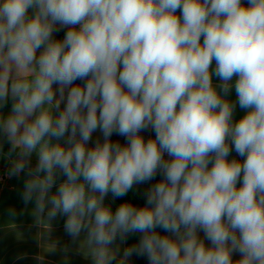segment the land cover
Instances as JSON below:
<instances>
[{
  "label": "clouds",
  "instance_id": "obj_1",
  "mask_svg": "<svg viewBox=\"0 0 264 264\" xmlns=\"http://www.w3.org/2000/svg\"><path fill=\"white\" fill-rule=\"evenodd\" d=\"M56 24L69 28L62 41L51 39ZM213 60L225 95L237 78L248 111L236 123L235 105L212 84ZM89 76L54 118L53 84L62 99ZM9 95L0 131L21 157L9 175L38 153L24 203L35 196L38 221L46 202L48 220L67 215L73 238L86 230L82 248L94 264L115 260L109 246L130 232L143 236L124 257L147 255L150 264H264V0H0V108ZM69 125L71 147L50 143ZM149 126L155 138L145 142L139 133ZM97 129L104 142L89 149ZM113 132L128 144L110 142ZM229 142L242 163L227 159ZM56 169L67 179L49 195ZM158 169L164 180L146 194L148 206H105L109 192L122 197Z\"/></svg>",
  "mask_w": 264,
  "mask_h": 264
},
{
  "label": "crops",
  "instance_id": "obj_2",
  "mask_svg": "<svg viewBox=\"0 0 264 264\" xmlns=\"http://www.w3.org/2000/svg\"><path fill=\"white\" fill-rule=\"evenodd\" d=\"M29 15H34L32 9L29 10ZM55 30L67 29L68 27L60 24L54 25ZM79 28V25L77 26ZM203 37H201V43ZM43 51V48L37 50V55ZM215 61L213 60L210 72L212 73V84L216 91L230 103L234 104V111L232 121L238 122L246 113L247 109H242L238 103V97L235 91L236 77H233L230 81V91L225 95L220 85L223 83L219 77L215 75ZM67 100L66 95L63 96ZM14 103L13 98L9 95L6 103L0 108V116L6 118L12 109ZM39 111V110H38ZM52 115L54 118H58L60 115L57 108L52 109ZM35 116L30 119H34ZM147 132L149 139L155 138L154 129L149 126L147 129L142 130L139 135L143 137L147 142ZM79 134V131H77ZM1 135L7 136L0 131ZM71 135L70 128L65 135L59 139L53 137L50 143H59L61 146L68 144L69 137ZM8 140V138H7ZM110 142L119 143L121 146L128 144V138L121 136L116 132L109 137ZM97 141L103 143V133L97 129L87 142L89 149L94 148ZM230 154L227 157L229 161L236 159L243 162L246 157H241L235 151L234 145L229 142ZM164 157H169L165 152ZM33 161L38 163L39 157L36 151H33L30 157ZM172 159V157H170ZM15 159L11 158L7 154L0 153V175L4 172L8 174L5 181L0 180V264H94L92 257L87 256L86 248H82V242L86 239L87 231L82 230L81 234L73 238L65 230V222L67 215L58 214L54 219L48 220L47 211L51 208V205L46 202V208L44 214L39 218L34 215L36 202L35 196L32 201L27 204L22 199V193L25 190V182L30 178L28 168H25L18 176H10V169L12 168ZM211 163L209 164V168ZM63 183V182H62ZM61 183H56L50 190L49 195L54 194ZM242 185V174L237 182V187ZM87 187V186H86ZM105 206L111 208L115 213L116 209L120 206L112 196L107 194L104 199ZM11 211L15 212V215H11ZM197 237L203 241L206 247H212L211 241H209L204 231L201 228H197ZM176 237L174 236V239ZM116 251V259L126 261L124 252L126 248V235L124 239L118 235L115 242L109 246ZM241 254L238 251L232 253V259H241Z\"/></svg>",
  "mask_w": 264,
  "mask_h": 264
},
{
  "label": "trees",
  "instance_id": "obj_3",
  "mask_svg": "<svg viewBox=\"0 0 264 264\" xmlns=\"http://www.w3.org/2000/svg\"><path fill=\"white\" fill-rule=\"evenodd\" d=\"M244 2L246 3V0H244ZM177 15L181 16V18H182V14H181L180 9L177 10ZM68 30H69V28L53 31L51 39L54 41H62ZM88 79H90V76L86 77L84 79H78V80L74 81L72 85L66 86L64 88L63 96L66 95V98H67L68 93L72 87H74V86L83 87L87 83ZM59 89H60V85L58 83H54L53 84L54 101L60 100V106L58 108V111H59V113H61V112H63V110L67 106V100L64 98L61 99ZM84 111L86 112V109ZM69 128L71 130V125H69ZM79 139H80V137H79V134L77 133L76 140H79ZM148 139H149V137H148V132H147V140ZM64 147L67 149V148L71 147V145L68 143ZM11 148H12V145L9 142V140H7V138L4 135L0 134V153L7 154L11 158L15 159V157L20 153V149H16L15 151H11ZM164 159L170 160L171 158L170 157H164ZM55 172H56V175H55L54 184L62 183L67 179V177L63 174V172L60 169H56ZM40 175H44V173H41ZM162 180H164V176L162 174V171L158 169L157 173L153 177V179L148 180L144 183L134 184L132 189H130L126 195H124L122 197L114 198L111 192H109L108 194L110 196H112L114 198V200L119 205H121L123 203H128V204H130L136 208H142V207L148 206L146 194L150 191V189L155 184L161 182ZM155 231L162 236L167 235V236L174 239V234L167 232L163 228L157 227L155 229ZM142 236H143V233H140V232L127 233L126 234V248L128 249L130 247H135L136 245H138ZM110 264H121V260L115 259V260L111 261ZM123 264H150V260L147 257V255L140 256V255L133 253L131 256L127 257L126 261H123Z\"/></svg>",
  "mask_w": 264,
  "mask_h": 264
},
{
  "label": "water",
  "instance_id": "obj_4",
  "mask_svg": "<svg viewBox=\"0 0 264 264\" xmlns=\"http://www.w3.org/2000/svg\"><path fill=\"white\" fill-rule=\"evenodd\" d=\"M21 157H20V153L15 157V161H17V160H19ZM27 160H28V166L26 167V168H28V169H31V170H34L36 167H37V165H38V163H36L35 161H33L31 158H26ZM134 207V206H133Z\"/></svg>",
  "mask_w": 264,
  "mask_h": 264
},
{
  "label": "built area",
  "instance_id": "obj_5",
  "mask_svg": "<svg viewBox=\"0 0 264 264\" xmlns=\"http://www.w3.org/2000/svg\"><path fill=\"white\" fill-rule=\"evenodd\" d=\"M37 57H38V55H37ZM7 177H8V174L6 172H4L2 175H0V180L4 182Z\"/></svg>",
  "mask_w": 264,
  "mask_h": 264
}]
</instances>
